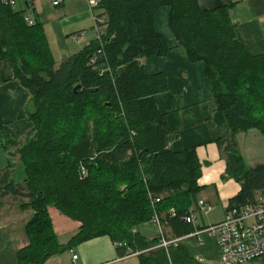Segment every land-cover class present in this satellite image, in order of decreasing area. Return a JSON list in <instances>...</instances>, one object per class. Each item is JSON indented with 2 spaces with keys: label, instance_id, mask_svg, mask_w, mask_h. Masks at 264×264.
I'll list each match as a JSON object with an SVG mask.
<instances>
[{
  "label": "trees",
  "instance_id": "trees-1",
  "mask_svg": "<svg viewBox=\"0 0 264 264\" xmlns=\"http://www.w3.org/2000/svg\"><path fill=\"white\" fill-rule=\"evenodd\" d=\"M11 1L0 0V61L10 60L29 90L33 123L22 143L5 144L17 151L0 172V196L33 212L19 264H46L103 236L116 244L120 258L139 254L141 264H197L176 245L148 251L159 237L137 232L157 213L177 238L195 232L183 218L198 203L202 177L195 149L167 150V116L157 98L171 111L177 97L167 75L150 73L145 61L171 51L155 29L159 11L169 7L178 46L189 62L204 63L228 126L229 136L217 144L227 177L241 186L228 211L264 199V164L248 169L236 142L238 134L253 130L264 136V55L248 53L231 17L233 4L204 10L199 0H101L93 10L96 38L56 68L41 22L30 25L27 8ZM14 157L24 167L20 184L13 180ZM149 194L161 202L153 205ZM50 208L80 224L67 245L58 240Z\"/></svg>",
  "mask_w": 264,
  "mask_h": 264
},
{
  "label": "crops",
  "instance_id": "crops-1",
  "mask_svg": "<svg viewBox=\"0 0 264 264\" xmlns=\"http://www.w3.org/2000/svg\"><path fill=\"white\" fill-rule=\"evenodd\" d=\"M230 4H233L231 17L238 24L248 53L253 56L264 55V0H199V5L204 10ZM19 5L21 6L19 10L26 8L29 10L26 11L28 19L41 22L43 27L44 23L48 26L57 24L64 28L67 36L82 39L88 29L92 32L96 31L95 14L90 6V0H62L61 4L54 7L51 5V0H18L17 9ZM170 12L169 7H163L159 11L155 29L168 41L171 51L167 56L151 57L145 62L150 73L167 75L169 90L177 97L176 108L171 111L166 109L160 97L157 98L159 111L167 116L169 131L166 137L167 150L183 152L195 149L202 166V176L205 178L200 182L201 177L198 181L199 193L202 197L197 199L198 202L204 201L212 207V211L197 217L194 227L198 230L218 224L225 219L229 201L239 194L241 186L234 179L227 177L226 161L217 144L219 139L229 136V130L218 101L212 97L205 65L203 62H189L184 48L178 46L170 28ZM44 31L46 33L45 27ZM30 101L31 94L15 77L12 62L0 61V172L8 168L10 154L17 151L16 146L9 145L6 148L5 144L11 140L22 143L26 134L33 128V123L29 120V113L32 110ZM240 138L244 141L253 138L261 142L264 141V136L255 130L236 136L237 149L246 167L249 169L264 164L262 161L264 149L255 150V155L251 156L250 150L246 149L247 153L242 151ZM13 161L16 171V167L21 163L18 157H14ZM14 176L13 174V178ZM197 206L198 203L191 211L197 210ZM54 214H58L56 209L50 208L49 215L58 240L61 231H72L73 235L77 234L79 223L67 217L68 220H63L56 215L57 222L62 226L61 230H58L53 218ZM17 215L26 228L33 212H22L11 196H0V264H19L17 253L29 245L26 229L24 228L25 234L24 231L20 232L18 224L14 222L17 220ZM23 215L27 216V221L22 219ZM164 227L167 237L177 240L176 246L185 250L197 264H222L220 247L215 238L204 236L203 243L198 244L195 237L186 235L177 238L169 226ZM137 232L140 234L138 229ZM79 250L80 256L76 260L72 259L75 264H141L138 256L120 258L116 244L107 236L86 242L80 245ZM58 259V255L52 257V264H59Z\"/></svg>",
  "mask_w": 264,
  "mask_h": 264
},
{
  "label": "built area",
  "instance_id": "built-area-1",
  "mask_svg": "<svg viewBox=\"0 0 264 264\" xmlns=\"http://www.w3.org/2000/svg\"><path fill=\"white\" fill-rule=\"evenodd\" d=\"M18 0H12L11 5L16 6ZM54 6L62 3V0H52ZM101 0H90L92 10L99 7ZM30 25L34 21L26 19ZM149 197L152 204L161 202V197L154 198L151 194ZM212 207L204 201H199L197 210L191 211L183 220L187 224L195 226L197 217L201 214H208ZM174 215V210L171 211ZM154 221L159 229V243L157 246L148 251L155 249H165L172 245H177V240L165 237V227L162 225L159 216H155ZM190 237H195L198 244L203 243L204 236L215 238L221 252L222 264H247L256 262L264 258V199H260L256 204L246 206L241 209H234L226 212L225 219L215 225L195 230ZM139 254L127 255L124 258L138 256ZM77 256L73 257L76 260Z\"/></svg>",
  "mask_w": 264,
  "mask_h": 264
},
{
  "label": "rangeland",
  "instance_id": "rangeland-1",
  "mask_svg": "<svg viewBox=\"0 0 264 264\" xmlns=\"http://www.w3.org/2000/svg\"><path fill=\"white\" fill-rule=\"evenodd\" d=\"M51 5L54 7L52 0H51ZM21 6H18V9H20ZM29 11V10H27ZM44 27L46 29V33H47V40L50 46V49L52 51V55L54 58V61L56 63V68H58L60 66V64L64 61L67 60L71 55H73L74 53H77L78 51L84 49L90 42L91 40L94 39V37L97 36V32L94 31L92 32L90 29H88V32L85 33V37L82 39H79L78 37H71V36H67V34L64 33V28L61 26L56 25H46V23H44ZM242 138V137H241ZM240 138L239 143H240V147L242 149V151H246V149L250 150V155H255V150L257 151V149H261L263 151L264 149V144H262L261 142L264 141H256L253 138L249 139L248 141H244ZM247 153V152H245ZM264 153V152H263ZM249 158V156H248ZM264 161V158L263 160ZM250 163V161L248 162ZM204 166L207 168V165L204 164ZM14 178L16 181L19 182H15V183H20L24 180L25 178V172H24V167L22 164H20L19 166L16 167V171L14 173ZM204 176H202L201 181L204 180ZM22 179V180H21ZM202 196H200V193L198 194L197 198L200 199ZM56 212L58 214H54V217L56 215L60 216L63 220H68L65 216H63L59 211L56 210ZM159 216L160 215L154 214L153 218L150 222L146 223L147 225H142L138 227V231L140 232V234L144 235L145 237L149 238V239H153L156 236L159 237V229L158 226L156 225L154 218L155 216ZM17 220L14 221L15 224H18V230L20 232L24 231L25 234V230H24V222L20 221L18 215L16 216ZM23 220L27 219L26 215L22 216ZM161 219V218H160ZM27 221V220H26ZM55 223L57 224V229L61 230L60 224L57 222L56 218H55ZM152 225H148L151 224ZM75 231V230H74ZM75 234V233H74ZM165 237L167 238V234H166V230L164 231ZM74 237V235L72 234V231H61L60 232V236H59V242L64 245H67L70 240ZM79 247H75L72 250H68L64 253H62L61 255H58V263L59 264H75V262H72L73 259V255H76L77 258L78 256H80V250ZM72 251V252H71ZM69 253V254H68ZM52 258L50 260L47 261L46 264H52ZM247 264H264V258L253 262V263H247Z\"/></svg>",
  "mask_w": 264,
  "mask_h": 264
},
{
  "label": "water",
  "instance_id": "water-1",
  "mask_svg": "<svg viewBox=\"0 0 264 264\" xmlns=\"http://www.w3.org/2000/svg\"><path fill=\"white\" fill-rule=\"evenodd\" d=\"M79 88H80V86H77L76 89H75V91H77Z\"/></svg>",
  "mask_w": 264,
  "mask_h": 264
}]
</instances>
